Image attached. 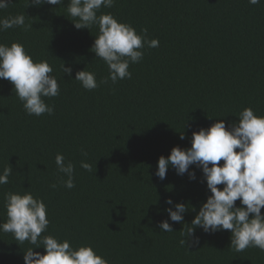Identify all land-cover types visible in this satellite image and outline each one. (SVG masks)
<instances>
[{
    "label": "trees",
    "instance_id": "obj_1",
    "mask_svg": "<svg viewBox=\"0 0 264 264\" xmlns=\"http://www.w3.org/2000/svg\"><path fill=\"white\" fill-rule=\"evenodd\" d=\"M68 2L27 7V0H12L0 10V18L25 15V27L0 32V43H22L34 61L47 60L60 85L58 96L44 98L53 114L29 116L11 82L0 79V173L13 168L9 183L0 185V224L7 219L5 194L27 191L47 204L50 223L42 236L91 245L109 264H264L258 248L229 247V230L196 228L199 245L181 246V231L211 193L194 166L196 180L171 167L166 179L155 175L159 157L191 147L194 131L218 119L238 121L247 107L264 115V0H115L97 15L110 12L138 34L146 28L159 46L145 45L143 59L129 66L131 79L91 91L74 79L84 68L98 83L108 76L91 51L98 26L76 29ZM63 63L72 67L71 79ZM58 153L75 165L72 189L60 182L67 177L57 171ZM168 198L196 211L173 222ZM164 220L173 232L159 228ZM30 247L0 231V264H24Z\"/></svg>",
    "mask_w": 264,
    "mask_h": 264
},
{
    "label": "clouds",
    "instance_id": "obj_2",
    "mask_svg": "<svg viewBox=\"0 0 264 264\" xmlns=\"http://www.w3.org/2000/svg\"><path fill=\"white\" fill-rule=\"evenodd\" d=\"M261 0H249L252 5ZM12 0H0V10L7 9ZM115 0H69L67 13L75 22L76 29H91L98 26L91 51L107 65L108 76L99 83L96 73L83 70L75 73L85 90H93L100 84H115L118 80L131 79L130 64L140 62L144 57L145 45L149 48L159 46L158 39H148L147 29L138 34L128 23L119 22L112 13H97L101 8H111ZM60 6L64 0H27V7L42 5ZM14 27H25V15H9L0 18V32ZM62 71L70 79L73 69L63 63ZM53 67L47 60L34 61L19 42L11 45L0 43V79L8 80L14 86V93L22 102L25 112L31 116L52 115L54 106L44 98L60 94V85L52 75ZM224 117V116H223ZM180 139H185L184 133ZM87 156L86 152H83ZM223 161V164L220 163ZM57 171L67 177H61L64 187H75V165L65 163L63 154L55 157ZM80 166L92 172V165L81 161ZM195 169L202 171L210 195L207 196L192 219L186 232L181 231L180 245L194 247L199 245L195 229L205 233L229 230L230 246L236 252L247 248L264 251V115L255 114L251 107L244 108L238 115V121L228 122L218 119L208 128H200L192 133L191 147L175 146L167 157H159L155 175L166 179L169 168L177 175L187 174L190 180H196ZM12 166L5 167L0 173V185L9 183ZM57 185L53 184L55 188ZM222 186V187H219ZM239 200L240 206L236 205ZM165 203L170 207L165 211L171 221L184 222V215L196 209L188 204L174 203L168 198ZM6 222L0 224V231L12 233L20 244L28 242L30 247L24 252V264H109L91 245L73 247L67 239L59 240L53 235H43L50 221L47 219V204L43 199L34 197L31 192H8L5 194ZM159 228L173 232L168 220L160 222ZM42 245V246H41ZM43 248L44 253L34 249Z\"/></svg>",
    "mask_w": 264,
    "mask_h": 264
}]
</instances>
